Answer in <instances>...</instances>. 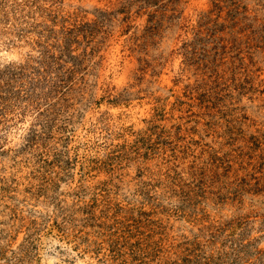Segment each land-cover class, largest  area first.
Instances as JSON below:
<instances>
[{"label":"rangeland","instance_id":"rangeland-1","mask_svg":"<svg viewBox=\"0 0 264 264\" xmlns=\"http://www.w3.org/2000/svg\"><path fill=\"white\" fill-rule=\"evenodd\" d=\"M0 264H264V0H0Z\"/></svg>","mask_w":264,"mask_h":264}]
</instances>
